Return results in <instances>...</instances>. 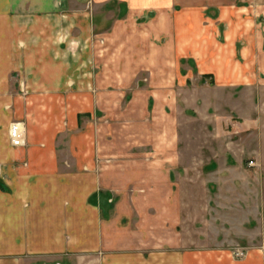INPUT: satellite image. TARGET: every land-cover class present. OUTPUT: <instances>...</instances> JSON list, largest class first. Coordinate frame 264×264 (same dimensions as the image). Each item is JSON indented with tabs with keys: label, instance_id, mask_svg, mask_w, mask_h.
Masks as SVG:
<instances>
[{
	"label": "crops",
	"instance_id": "obj_1",
	"mask_svg": "<svg viewBox=\"0 0 264 264\" xmlns=\"http://www.w3.org/2000/svg\"><path fill=\"white\" fill-rule=\"evenodd\" d=\"M199 1L0 0V264H264L257 203L240 207L256 221L240 238L243 259L224 242L200 249L197 229L184 233L199 171L170 152L189 139L183 107L261 90L253 12L221 7V45L217 25H201ZM112 6L124 14L105 25ZM236 14L245 34L242 23L226 26ZM206 75L212 85L193 84ZM14 121L22 147L8 139Z\"/></svg>",
	"mask_w": 264,
	"mask_h": 264
},
{
	"label": "rangeland",
	"instance_id": "obj_2",
	"mask_svg": "<svg viewBox=\"0 0 264 264\" xmlns=\"http://www.w3.org/2000/svg\"><path fill=\"white\" fill-rule=\"evenodd\" d=\"M225 5L250 8L253 13L249 17L255 22V26L252 28L257 29L264 37V0H200L199 9L203 11L204 16L200 17L201 25L210 23V20L213 21V26L217 25L220 21H218L220 9ZM105 11L107 16H110L111 13L113 15L105 25L110 24L114 18H122L124 14V9L120 10L116 6ZM236 16L237 18L232 20L231 25L226 22V26L231 30L230 26L234 25L233 23L235 26L242 23L240 32L245 34L243 31L246 22H244L242 14H236ZM222 25L216 26L221 35L218 33L215 35L217 42H221V45L223 44L222 30L224 29ZM262 54L259 56L260 53H258L254 58L256 61L254 72L259 80L258 85H261V90L255 96L248 92L247 99L249 101L237 96L241 92L232 90L231 97L214 99L213 104L216 108L209 104L201 107L202 109L196 108V112H186L183 107L187 116L183 120L182 126L189 130V139L181 142L178 150L170 151L173 154L182 153L186 155V158L188 156L187 163L192 158L193 166L198 165V210L185 211L184 219L186 221L184 220V222L188 226L184 227V233L187 234L186 236L195 235V229H197V244L200 249H206L213 243L224 242L235 260L244 257L236 258L234 253L244 251L242 248L248 246V242L240 239L245 236L243 233L252 234L255 231V217L245 219L241 208L244 210L253 209L257 203L264 216V208H261V204L264 205V63L263 66L260 65L261 62H264V39ZM184 64L197 72L194 61L184 62ZM209 78L210 76L207 75L201 79L196 78L197 82L193 84L197 83L199 88L206 83L212 85ZM137 85L145 88L146 83L142 81L136 83ZM151 91V94L155 92L153 89ZM198 95L200 96V93ZM210 95L213 97L215 93L210 92L205 100L209 101ZM201 98L198 99L199 105L203 102ZM126 100L123 103L124 107L127 106ZM153 108L151 102L148 109L152 110ZM122 116L127 118V115ZM146 118V121L149 119L152 122L151 116L147 115ZM110 138L111 141L108 143H113V146H108V149L114 152V135H110ZM119 148L127 149L126 146ZM211 164L216 170L213 174L215 178L207 177V173L212 170ZM189 214H192L193 223L196 224L191 227H189L191 217Z\"/></svg>",
	"mask_w": 264,
	"mask_h": 264
},
{
	"label": "built area",
	"instance_id": "obj_3",
	"mask_svg": "<svg viewBox=\"0 0 264 264\" xmlns=\"http://www.w3.org/2000/svg\"><path fill=\"white\" fill-rule=\"evenodd\" d=\"M24 128L20 122H12L8 129V139L12 147H22L24 145ZM236 258H243L244 251L234 253Z\"/></svg>",
	"mask_w": 264,
	"mask_h": 264
},
{
	"label": "trees",
	"instance_id": "obj_4",
	"mask_svg": "<svg viewBox=\"0 0 264 264\" xmlns=\"http://www.w3.org/2000/svg\"><path fill=\"white\" fill-rule=\"evenodd\" d=\"M212 84V83H211Z\"/></svg>",
	"mask_w": 264,
	"mask_h": 264
}]
</instances>
